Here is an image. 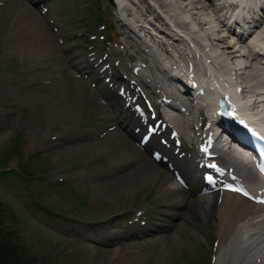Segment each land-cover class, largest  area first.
Listing matches in <instances>:
<instances>
[{
    "label": "bare ground",
    "instance_id": "bare-ground-1",
    "mask_svg": "<svg viewBox=\"0 0 264 264\" xmlns=\"http://www.w3.org/2000/svg\"><path fill=\"white\" fill-rule=\"evenodd\" d=\"M7 1L8 3L4 1L6 9L0 12L4 18L8 16L6 14L12 12L14 18V24L8 29L10 33L6 42L8 47L10 45L15 48V52L21 53L28 62L47 61L59 72L55 78L57 80L54 90L38 95L44 111L51 114L64 112L70 121L76 122L80 113L85 110L84 105L91 101L93 96L99 98L102 95L110 101L112 107L106 106V110L113 108L115 111L118 105L122 106L118 113L113 115L117 123L106 131L107 135L104 133L103 141L98 137L86 138L85 142L73 143V147L70 146L69 149L82 151L85 145L97 144L88 150V153L105 152L110 159L116 155L115 159H118L119 163H127L128 173L120 183L125 180L120 188L123 193L135 190L140 184L148 183L164 167L169 169L158 188L159 192L162 190L165 194L168 192L172 194L166 203L169 210L165 211V217L156 222V227L142 230L144 235L160 229L166 231L149 241L148 239L133 241L125 247L122 241L106 235L103 240L115 245L114 251L106 252L108 258L121 264L135 262L168 264L171 261L169 251L173 243L182 240L178 232L186 230L190 238H196V233L188 228L187 216L198 213L203 219L210 218L213 221V228L209 229V232L213 231L215 235V243L211 246V264H264V183L259 178L258 163L255 162L253 153L245 148L239 151L240 146L229 141L221 144L222 133L213 131V124L209 123V117L213 116L212 108L210 106L208 108L203 100L194 103L189 94L179 88L173 76L161 65L165 60L188 68L189 60L194 57L195 70L198 73L206 67H211L212 71H215V78L217 73L223 75L231 73L238 81L244 78L241 87L243 91L249 92L251 102L249 101V104L245 102L249 106L242 103L240 105L238 101L236 104L231 102L239 111L241 108L244 110L245 106L246 110H250L249 114L253 119L258 123L262 122V118H258V113L249 108H254L264 101L263 84L261 85L264 68L260 64L263 62L264 47L263 45L256 47L260 36L264 38V0H254L253 6L238 3L239 10L244 13L241 27L243 31H248V36L242 32L235 33L238 37L235 40L231 38L232 34L224 30H231L232 24L223 18L224 10L217 0H142L144 5L139 4L137 0H123L124 4L121 7L111 0L109 3L111 16L123 26L114 30L116 42L121 48L109 47L107 56L93 52V58H97L101 66L102 74L98 78L92 77L89 71H81L82 59L78 57L80 54L57 41V35L52 28L55 24L48 20L50 14L44 7H38L37 10L28 0ZM32 1L41 5L44 0ZM229 3L233 5L232 1ZM209 9L217 14L218 24H212ZM157 20L160 24L156 22ZM133 21L148 34L153 30L164 39L172 38L168 44L171 47L167 46L166 40L154 37L151 33L157 48L149 49L151 42L136 32ZM152 23L155 27H152ZM208 23H211L210 27H206ZM253 23L256 24L253 26ZM180 30L189 34L196 52L193 53L192 45L187 42L186 45L183 44L185 39L174 35ZM118 33L123 35L122 39L117 36ZM151 37L149 35V39ZM249 37L257 39L258 42L248 41ZM179 43L185 45L183 48L190 49L188 56L184 54ZM122 50L125 51L124 54ZM125 56L136 61L133 64L125 62ZM116 57L119 58V63L115 62ZM241 57L245 60L240 61ZM248 67L251 68L249 71ZM245 71L247 74L242 76ZM84 72L88 74L85 78L93 79L97 87L90 85L91 82H86L82 74ZM102 77H106V80H101ZM229 78L233 81L230 75ZM128 81L132 82L133 90L127 87ZM229 90L232 91L222 90L221 95L225 92L232 93ZM172 100L179 105L174 106ZM141 110L143 114L140 113ZM153 111L156 113L155 117L152 115ZM139 121L146 124L147 129L151 124L162 126L160 143L154 140L148 142L136 131L135 127ZM170 138L173 140L172 144L169 143ZM168 144L172 145L176 152V154L172 152V155L174 157L176 155L177 158L184 155L180 148L188 146L193 150L192 157L187 155L181 158L189 161L188 172L178 168L174 161L162 153L163 148L167 153L168 149L164 145ZM207 148L211 150L210 157L216 158L223 167L235 173V180L217 177L210 181L206 178L210 173L200 171L194 160L202 161L205 155L203 149ZM206 169L208 172L211 171L210 168ZM199 178L197 192H190L191 185ZM233 181L242 185L250 195H263V198L252 199L235 189L224 187V184ZM138 215L135 225H130L128 229L130 233L141 236L136 226L141 224L144 217ZM95 235H89V238H95ZM126 249L128 255H125Z\"/></svg>",
    "mask_w": 264,
    "mask_h": 264
},
{
    "label": "rangeland",
    "instance_id": "rangeland-1",
    "mask_svg": "<svg viewBox=\"0 0 264 264\" xmlns=\"http://www.w3.org/2000/svg\"><path fill=\"white\" fill-rule=\"evenodd\" d=\"M4 1L8 3L7 0H1L0 11L6 9ZM28 1L37 10L44 7L50 14L48 20L55 24L52 28L57 35V41L80 54L78 57L82 59L81 71H89L92 77H100L101 66L93 55L107 56L109 47L121 48L116 42L114 30L123 26L111 16L109 11L111 0H44L41 5L32 0ZM137 1L144 5L142 0ZM208 11L213 19L212 24H218L217 14L210 9ZM1 13L0 199L10 203L19 216L18 220L7 218L6 222L10 228L23 236L24 242L36 254L38 260L34 261V264H121L108 258L106 252L114 251L115 245L105 242L103 237L111 235L115 240L122 241L125 247L133 241L146 239L149 241L166 231L160 229L144 235L142 230L156 227V222L165 217V211L169 210L166 203L172 194L158 191L169 169L164 167L161 172L159 171L160 174L156 173L148 183L140 184L135 190L123 193L120 188L125 180L120 183L128 173L127 163H119L118 159H115L116 155L110 159L105 152L88 153V150L97 144L85 145L82 151L69 149L77 141L97 137L103 141L104 133L117 123L113 115L118 113L122 106L118 105L115 111L113 108L106 110V106L112 107L110 101L102 95L99 98L93 96V101H88L84 105L85 110L80 113L76 122L70 121L64 112L51 114L44 111L38 95L54 90L57 80L55 78L59 72L47 61L28 62L21 53L15 52V48L10 45V48L8 47L6 43L10 34L8 29L14 24V18L12 12L6 14L8 15L6 18L2 17ZM105 18H108L107 22H104ZM156 22L160 24L158 20ZM151 25L155 27V24ZM210 25L211 23H208L206 27ZM140 30L151 42L149 49L157 48L152 34ZM224 30L232 34V39H238L229 29ZM180 32L189 36L187 32L181 30ZM117 36L123 38L122 34L118 33ZM170 40L172 38H166L168 47H171L168 45L171 43ZM186 42L193 45V42L189 41L183 44L186 45ZM179 45L182 49L185 46L181 43ZM122 51L124 54L125 51ZM115 59L116 63L120 62L118 57ZM243 59L245 60L241 57L240 61H244ZM124 60L130 64L136 61L128 56H125ZM260 64L264 68V57ZM250 69L247 68L248 71ZM82 74L84 78L88 76L85 72ZM246 74L245 71L242 76ZM231 76L240 84L244 80L241 78L238 81ZM101 80L105 78L102 77ZM130 81L126 82V85L133 90ZM86 82H91L90 85L97 87L93 79H86ZM240 95L249 98V92L246 90ZM121 129L124 131L123 127ZM105 134L107 135V132ZM167 149V153L164 150L162 153L174 161L178 168L188 172L189 161L181 159L180 156V159L176 155L174 157L172 149ZM183 150L186 151V155L192 157L193 150L188 146ZM35 153L41 155V161H44L42 164L47 170L35 169L32 175L23 180L20 175V163L23 160L30 162L29 167H38L37 161L40 156L37 157ZM194 161L198 166V160ZM199 184L200 178L193 182L190 192H197ZM31 191L35 196L39 195L40 199L37 200ZM44 200L47 201L46 205L41 204ZM48 202L56 204L59 208L62 206L66 212L50 209ZM138 214L144 217L142 223L136 226L141 236L130 233L128 229L137 221ZM187 221L188 228L196 233V238H190L186 230L178 232L182 240L173 243L169 251L171 261L168 264H211V246L215 243V235L213 231L209 232V229L212 230L213 221L210 218L203 219L198 213L187 216ZM89 235H95V238H89ZM125 253L128 255L127 249Z\"/></svg>",
    "mask_w": 264,
    "mask_h": 264
},
{
    "label": "trees",
    "instance_id": "trees-1",
    "mask_svg": "<svg viewBox=\"0 0 264 264\" xmlns=\"http://www.w3.org/2000/svg\"><path fill=\"white\" fill-rule=\"evenodd\" d=\"M38 157L37 164L38 167H29L30 162L21 161V172L20 175L24 180L28 175H32L35 169L37 170H47V167L43 166V162L41 161V155L39 153H35ZM43 163V164H42ZM41 166V167H40ZM33 169V170H32ZM34 190V189H32ZM35 191V190H34ZM32 195L36 197L37 200L40 199V196H35L31 191ZM47 201H41L42 205H46ZM50 209L53 210H61L64 213L66 209L59 208L56 204L48 202ZM7 218L11 220H18L19 216L16 213L15 209L8 202H3L0 199V264H34V261L38 260L36 254H34L31 249L24 242L23 236L20 235L19 232L8 226L6 222ZM41 264V263H37Z\"/></svg>",
    "mask_w": 264,
    "mask_h": 264
}]
</instances>
